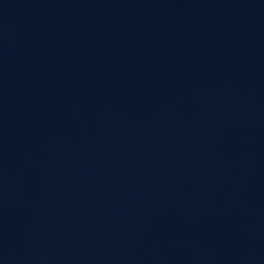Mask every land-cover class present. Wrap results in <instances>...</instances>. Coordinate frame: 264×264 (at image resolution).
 Here are the masks:
<instances>
[{"label":"water","instance_id":"obj_1","mask_svg":"<svg viewBox=\"0 0 264 264\" xmlns=\"http://www.w3.org/2000/svg\"><path fill=\"white\" fill-rule=\"evenodd\" d=\"M0 264H264V0H0Z\"/></svg>","mask_w":264,"mask_h":264}]
</instances>
